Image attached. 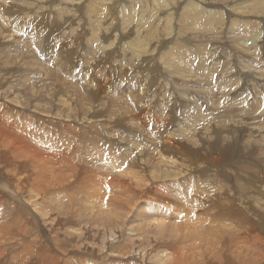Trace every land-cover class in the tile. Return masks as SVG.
Here are the masks:
<instances>
[{
	"label": "rangeland",
	"instance_id": "1",
	"mask_svg": "<svg viewBox=\"0 0 264 264\" xmlns=\"http://www.w3.org/2000/svg\"><path fill=\"white\" fill-rule=\"evenodd\" d=\"M1 2L7 7H0V98L10 101V97L19 96L13 104L18 105L26 117L19 121L21 125L32 123L36 128H45L39 129V139L44 142L37 145L43 148L44 155L36 163L25 153L15 154L13 151L6 152L8 157L10 155L6 161L1 156L6 150L0 143V264H43L47 258L46 264H264L263 1L261 5L257 0ZM19 43L26 45L16 48ZM5 48H9L12 55L16 54L10 61L1 59ZM27 48L40 55L31 62L37 64L41 60L45 68L50 66L51 73L59 81L52 76L46 83L45 76H36L35 79L33 70L14 65L19 55L24 58L30 52ZM101 66H105L101 69L105 71V78H111L112 84L108 86L115 91L119 102L128 108L113 110L109 100L100 94L91 101V106L97 110H90V115L95 114L99 121L108 119L106 111L110 109L116 119L122 120L127 115L126 122L121 123L123 127L117 124L119 130L114 134L124 132L122 139H126L133 137L126 134L130 128L142 130V135L147 138L139 139L137 135L138 142L147 145L148 153L155 160L158 159L157 150L150 148L148 136L158 142H168L164 148L171 154L175 151L182 161L190 162L195 153H204L207 158L202 164L205 167L212 169V165H216L219 170L215 171L227 175L228 179H220V183L209 187L206 192L199 189L204 196L202 205L188 207L197 211L193 214L194 222H187L184 212L177 211L176 207L177 201L184 199L186 193L193 197L191 203H199V196L193 188H179L175 195L169 189L165 192L170 205L158 203L163 222L160 224L157 217L153 219L154 216L147 213L156 203L154 200L147 201L144 197L140 200L128 184L121 194L114 186L107 190L104 185L92 189L82 180L74 183L69 162H63L64 156L55 160L51 154L57 149L69 156L60 148L68 143L67 129L73 128L75 150L72 155L91 163L97 160L91 155L95 152L91 147L97 133L92 127L88 129L95 134L84 136V130L78 132L81 126L76 120L69 123L63 119L64 110L57 101L68 96L74 99L77 111L82 104L87 108L86 98L79 99L74 92L90 89L83 86L82 75L87 81L94 75L103 79V76L96 75ZM9 81L13 82V89H9ZM29 85L39 89V93L30 95L31 89H26ZM144 98L146 102L142 101ZM7 105L8 114H13L15 109L9 110L13 105ZM145 106L148 113L142 115L141 120L136 118L135 113ZM166 111L167 114L161 113ZM117 113L124 116L119 117ZM158 113L165 119L175 118L168 129L166 123L162 126L156 122ZM42 119L46 120L44 124ZM115 124L112 121L97 128L106 131L115 128ZM21 125L19 123L18 127ZM179 129L191 135L190 140L175 144L177 140H172V133L177 131L176 134L185 136L184 132L179 133ZM165 131H171L169 138L164 136ZM215 134L218 140L213 137ZM108 136L112 138V134ZM124 144L121 142V148L112 149L111 154L121 156ZM169 147L174 148L173 151ZM132 149L135 152L137 146L133 144ZM186 149L193 153L189 154ZM217 156L219 159L213 163ZM18 164V171L23 172L21 176L17 173L18 177L30 175L29 185L26 182L19 186L12 182L17 176L12 169ZM116 164L117 169H110L121 171V164ZM124 165L123 171H126L128 164ZM78 166L81 165L78 163ZM83 166L93 168L95 164L84 163ZM193 167L188 170L197 172V168L202 169L199 163ZM207 172L208 175L204 174L205 183L213 179V175ZM35 173H40L42 179L50 177L45 180L50 183L37 187L31 180L32 177L37 179ZM52 173L66 174V180H52L51 176L55 177ZM83 175L91 177V173ZM98 176H93L89 184ZM234 176L244 183L250 179V185L246 183L251 186L250 190L242 193L241 188L237 189L238 179ZM159 187L167 188L166 184ZM257 204L260 206L256 209L262 211L255 209ZM165 223L168 228L159 231ZM239 231L246 234V237L242 234L245 240L241 236L238 239ZM239 255L244 259L238 258Z\"/></svg>",
	"mask_w": 264,
	"mask_h": 264
},
{
	"label": "bare ground",
	"instance_id": "2",
	"mask_svg": "<svg viewBox=\"0 0 264 264\" xmlns=\"http://www.w3.org/2000/svg\"><path fill=\"white\" fill-rule=\"evenodd\" d=\"M262 1L264 2V0H257V3L261 5ZM4 2V1H3ZM260 5H258L260 7ZM0 7H2L1 9H6V5H3V3L1 2L0 0ZM255 7V5H254ZM258 8V7H257ZM102 9V8H101ZM189 17H187L188 19ZM15 24V23H14ZM15 27V26H14ZM26 30V29H25ZM11 31V30H10ZM20 31V30H19ZM15 32V31H14ZM16 34V33H15ZM9 38V37H8ZM18 40V39H17ZM16 41V40H15ZM14 41V42H15ZM23 41V40H22ZM25 41V40H24ZM9 42V41H8ZM12 41V43H14ZM9 44V43H8ZM21 44V43H19ZM17 44L16 45V48H22L23 47V44L26 45V43H23L21 45ZM10 45V44H9ZM13 45V44H12ZM11 45V46H12ZM4 46V45H3ZM28 47V46H27ZM26 48V47H25ZM30 49V48H29ZM27 48V51L29 50ZM16 55V54H15ZM15 55H12L11 52H10V49L9 48H5L4 49V53H3V56H1V59L3 58L4 61H10V59L12 60L15 56ZM17 57V56H16ZM36 57H40V55L38 56L37 54L31 52V49H30V52L24 56V58L22 56L19 55V59L18 62H15V64H17L20 68L22 67H25L27 69H30L29 71L33 70V77H35V79H37L38 76H42L44 78V80L46 81L47 83V80L51 81V78H53L52 76H54L56 78V80H58L57 76L52 74L51 73V68L50 66H47V63L45 62L47 68H45V65L42 64L41 60L39 62L38 60V63L37 64H34L31 62L32 59L36 58ZM23 58V59H22ZM41 59V58H39ZM16 60V61H17ZM43 60V59H42ZM45 60V59H44ZM2 61V60H1ZM47 61V60H46ZM14 61H12L13 63ZM11 63V64H12ZM30 63V64H29ZM29 65V66H28ZM105 66H101V68H99V71H98V74L96 75H101L103 76V79H98L95 77V73H93L94 77H92V79L89 81L87 80H84V76L82 75V81H83V86H85L86 88H90V89H80V90H77L76 94H78V98L80 99L81 97H85L86 100L88 102V107L87 108H84L83 104L81 107V109L79 111H77L75 109V101L74 99L72 98H67L68 96H66L65 98L64 97H61L60 100L58 97H56V99L58 98V101H60V104L62 105L63 107V110H64V114H63V119L67 122H72L73 120H76V123H78L79 126H81L79 129H78V132H82V134L84 136H86L87 133L89 134H95L94 132L91 131V129H88L89 127H92L93 128V131H95L97 134L95 136V139L96 141L94 142V146H92L91 148V151H95V152H91V155L93 156L94 159H97L96 161H94L93 163L91 162H88V161H84L81 157L79 156H74L72 155V153H74L73 151L75 150V143L72 141V139L74 140L75 137L74 136V129L72 128L71 130L67 129V136L69 137V140H68V143H66V145H64L63 147H61L60 149L66 153L69 154V156H67L66 154L63 155L64 153L61 152L60 150H57V149H54L53 151H51V154L53 155L54 159L55 160H61L62 156H64L62 159H63V162L64 161H68L70 168H71V171L70 173H74L73 175L70 174V176L74 177V183L76 181L80 182V180H82V182H86L88 185H91V187H93L92 189H96L98 186L102 187V185L105 186V189L107 190L108 187L110 188L111 186L113 187H117L120 191L121 194L124 193V191L126 190V185L128 184V188H132L135 193H136V196L137 197H144L146 198L147 201L149 200H154L156 203L152 205L151 209L149 208L147 210V213H151V217H153V219L155 217H157L156 220H158V222L160 224H163L162 222V217L160 215V207L158 206L159 204L158 203H163L162 205H170L168 204V201L166 200V191H168V189L171 191V194L172 195H175V191H177L179 188H183V189H186V188H193L195 191H196V194L199 196V203L198 204H195V203H191L190 201L192 200V196L187 194L185 195V198L184 199H179L176 203V207L178 208L177 211L180 212V210H182L184 213H183V216L184 218L187 217V222H189L190 220L192 222H194V217H193V214L196 213L197 211H191L190 209H188V207L190 208H196V207H200L202 205V201H203V194H201L199 192V189H203L205 192L209 189V187L211 188L213 185L215 184H218L220 183V179L221 181L225 180V179H228L227 175H223L221 171H215V170H219L216 169V165H212V169L210 167V169H208V167L205 165L202 164V160H206V156L203 154H200L199 153H195L196 155L194 156L193 158V155L191 156V161H182L180 160L182 157L177 158V156L174 154L175 151H174V156L173 154H171L167 149L164 148V144L168 143L166 142L165 140L163 142H158V140L154 139V137L150 138V136H148V142H149V146L150 148H153L157 151L156 154H158V159H154L152 158V156H150L151 153H148V148H146L145 146H147L146 144L142 145V143L140 144L138 142V138L139 139H143L144 138L146 139L147 137L144 135H142V130L138 129H134V128H130L128 130V133H126L127 135H133L132 138H126V139H122V136L125 134L124 132L123 133H117V134H114L115 131H118L119 127L117 126V124H119L120 127H123L122 124H124L125 121V117L127 116H124V119L122 118L121 119H116L115 117L116 116H113L115 113L113 110H117L118 111V107L121 108V110H126V108L128 107H125L126 104H122L119 102L117 96H116V93L114 90L111 89V87H109L108 85L112 84L111 82V78H105V71H101V69L103 68L104 69ZM19 68V69H20ZM96 71V72H97ZM20 72V71H19ZM28 73V71H26ZM69 72V71H68ZM125 72V71H124ZM18 73V72H17ZM25 73V74H27ZM2 75V74H1ZM69 75V74H68ZM37 76V77H36ZM72 76V75H71ZM12 77V76H11ZM41 77V78H42ZM74 77L76 78V75H74ZM6 78V77H5ZM54 78V79H55ZM66 78V77H65ZM90 78V77H89ZM16 79V78H15ZM2 80V79H1ZM68 80V79H67ZM8 81V79H7ZM24 81V80H23ZM37 81V80H36ZM59 81V80H58ZM4 82V81H3ZM10 83L9 84V89H13L14 88V84L12 81H9ZM28 82V81H27ZM40 82V81H39ZM65 82V81H64ZM2 83V82H1ZM7 83V82H6ZM22 83V82H21ZM20 83V84H21ZM76 83V82H75ZM96 83H99V85H97ZM28 84V83H27ZM76 85V84H75ZM30 86V85H29ZM27 86L28 88L26 89H31L30 91V95L31 93L34 95L35 92L38 94L39 93V89H36L35 87H29ZM77 86V85H76ZM93 86H96L98 87V89L94 90V89H91ZM6 87V86H5ZM106 90H104V89ZM22 89V88H21ZM25 87L23 88V90H25ZM5 91V90H4ZM20 91V90H19ZM17 92V91H16ZM61 92V91H60ZM82 93V94H79V93ZM2 91H0V95H1ZM21 93V92H20ZM29 93V91H28ZM14 94V93H13ZM24 94V93H23ZM66 94V92H65ZM100 94L104 95L105 98L107 100H109V102L111 103L110 106L113 107L112 109L110 110H107L106 111V116L108 117V119H101L100 121L99 120H96V115H90V110H97V108H93L91 106V101L94 97H99ZM18 95V94H17ZM20 95V94H19ZM27 95V94H26ZM29 95V97H30ZM75 95V94H74ZM81 95V96H79ZM85 95V96H83ZM36 96V95H35ZM38 97L40 95H37ZM62 96V95H61ZM13 97V96H12ZM10 97L11 100L10 101H3V99L1 100L0 98V143L3 144L2 147L5 148L6 151L3 152V158L5 157L6 161L7 159L10 157H8L7 151H13L15 154H18V153H25L24 155L25 156H30L32 157L33 159V163H36L35 161H37L41 156L44 155V151H43V148L37 145L40 144V142H44V141H41L39 138V134L41 133L39 131L40 130H44L43 128L45 127H42V128H36L35 125H32V123H24V125H21L22 122H19L21 121L22 119L26 118L23 116V113L21 112V110H19L18 105H14L13 103L14 102H17V97ZM32 97V96H31ZM37 97V98H38ZM52 97V95H51ZM73 97V96H72ZM21 98V97H20ZM33 99V98H32ZM49 99V98H48ZM21 99H19L20 101ZM53 100V99H52ZM22 101V100H21ZM83 101V100H82ZM144 102H146V99L144 98V100H142ZM7 103L13 105V107H11L9 110L10 112L14 111V115L11 114L9 115L8 112H7V108L9 107L7 105ZM29 103V102H28ZM36 103V101H35ZM26 104V102L24 103ZM31 104V102H30ZM59 104V103H58ZM59 104V105H60ZM7 105V106H6ZM35 105V104H34ZM37 105V104H36ZM35 105V106H36ZM59 108V107H58ZM117 108V109H116ZM26 111V110H24ZM29 111V110H28ZM60 111V110H58ZM128 111V109H127ZM132 111V110H131ZM34 112V111H33ZM49 112V111H48ZM121 112V111H120ZM133 112V111H132ZM122 113V112H121ZM148 111L146 109V106L145 107H142V109L140 111H138V113L136 114L135 113V116L137 115L136 118L140 119V117H142V115L144 114H147ZM162 114H167V111L166 113H163L161 112ZM118 114V113H117ZM123 114V113H122ZM122 114H118L119 117H123ZM13 115V116H12ZM104 115V113H103ZM134 115V114H133ZM26 116V114H25ZM105 116V115H104ZM102 116V117H104ZM117 116V118H118ZM46 117V116H45ZM52 117V116H51ZM131 117V115H130ZM36 118V117H35ZM53 118V117H52ZM56 118V116H55ZM129 117H127L128 119ZM134 118V117H132ZM59 119V118H57ZM131 119V118H130ZM143 119V118H142ZM203 119V118H202ZM129 120V119H128ZM57 121V120H56ZM60 121V120H59ZM115 123V128L113 129H108L106 131H103L102 129V125L105 124H108L110 122ZM175 121V118H168V119H165L164 117H162L161 114H157L156 116V122L157 123H160L162 126L166 123V129H168L167 127L170 126L172 124V122ZM179 121V119H178ZM20 123L21 126L18 127V124ZM28 122V121H26ZM42 122L43 124L46 122L45 119H42ZM41 122V123H42ZM58 122V121H57ZM128 122V121H127ZM130 122H128L129 124ZM143 123V122H142ZM145 123V122H144ZM180 123V122H178ZM159 124V125H160ZM17 126V127H16ZM70 125H66V127H69ZM98 126H102L101 129L98 131L99 128H97ZM105 126V125H104ZM142 126V125H141ZM144 126V125H143ZM146 126H149V125H146ZM216 126V125H215ZM51 127V128H50ZM136 127V126H135ZM161 127V126H160ZM106 128V127H105ZM104 128V129H105ZM142 129V127H140ZM49 129H52L53 130V126L52 125H49ZM172 129V128H171ZM152 130V129H151ZM205 130V129H204ZM123 131V130H122ZM137 131H140L139 134H137ZM162 131V130H161ZM179 133L180 132H184L183 130H178ZM50 132V131H48ZM99 132H101V135H99ZM148 132V131H147ZM177 132V131H176ZM175 133H172L171 137H172V140L175 139L177 140V142H174L175 144H177L179 141H184L185 139H188L190 140V138L192 137L191 135H187L185 132V136H182L180 134H176ZM218 132V131H217ZM216 132V133H217ZM242 133V132H241ZM73 134V135H71ZM112 134V138L109 137L108 135H111ZM158 134V133H157ZM171 134V131L170 133L168 131H165L164 132V136L165 137H168L169 135ZM137 135H138V138H137ZM219 135V133H218ZM218 135H214L213 137L218 140ZM44 136V135H43ZM66 136V137H67ZM93 136V135H92ZM103 136V137H102ZM162 136V134H161ZM91 137V136H90ZM106 137V138H105ZM128 137V136H127ZM170 137V139H171ZM83 138V137H82ZM161 138V137H160ZM169 138V137H168ZM85 139V138H84ZM193 139V138H192ZM196 139V138H194ZM62 140V139H61ZM167 140V139H166ZM197 140V139H196ZM223 140V139H222ZM88 141V140H87ZM186 141V140H185ZM184 141V142H185ZM192 141V140H191ZM200 141V140H199ZM121 142H125L124 146L123 147V153L121 156H118V157H115L111 154V151L112 149H120L121 148ZM145 142V141H144ZM197 142V141H195ZM54 143V142H52ZM146 143V142H145ZM180 143V142H179ZM178 143V144H179ZM133 144L135 146H137V149L135 152H132L133 149H132V146ZM171 144V142L169 143V145ZM181 144V143H180ZM171 146V145H170ZM183 146V145H181ZM188 146V145H187ZM167 148V146H165ZM178 147H180V145H178ZM136 148V147H135ZM134 148V149H135ZM186 147H184L183 149H185ZM215 148V147H214ZM225 148V147H224ZM9 149V150H8ZM87 149V148H86ZM170 150L174 149V148H170ZM181 149V147H180ZM179 149V150H180ZM194 148H192L191 150H193ZM197 149V148H196ZM188 150V149H186ZM190 150V149H189ZM187 151L191 153H193L192 151ZM217 150V149H216ZM1 151V150H0ZM173 151V150H172ZM182 151V150H181ZM180 151V152H181ZM195 151V149H194ZM210 151V150H209ZM215 151V150H214ZM7 152V153H6ZM81 152V151H80ZM87 152V151H86ZM85 152V153H86ZM89 152V151H88ZM154 152V151H153ZM184 152H186L185 150H183V154ZM187 152H186V156H187ZM198 152V150H197ZM207 152V151H206ZM205 152V153H206ZM217 152V151H216ZM11 153V152H10ZM210 153V152H209ZM215 153V152H214ZM213 153V154H214ZM78 154L79 151H78ZM155 154V155H156ZM212 154V155H213ZM82 155V154H81ZM152 155V154H151ZM179 155V154H178ZM12 156V154H11ZM18 156V155H17ZM86 156V155H84ZM154 156V155H153ZM214 156V155H213ZM216 156V154H215ZM214 156V157H215ZM8 157V158H7ZM14 157V155H13ZM72 157L74 160L72 161V159L70 158ZM185 157V156H183ZM2 158V157H1ZM87 158V157H86ZM189 158V156H188ZM213 158V157H212ZM219 159V157L217 156L216 158L213 159V163L216 162L217 160ZM1 160V159H0ZM18 160V159H17ZM5 161V163H6ZM194 161V164L195 163H199L201 166H202V169L200 170L199 168H197V172H192V171H189L188 169H191V168H194L193 165H192V162ZM9 162V161H8ZM57 163L59 161H56ZM249 162V161H248ZM76 163V164H75ZM78 163L81 165L80 167L78 166ZM84 163H87V165H90V164H95V167L92 168L91 167H86V166H83ZM116 163H120L122 168L120 169L121 171L119 170H111L110 168H113V169H117L118 168V165ZM124 163H126V165L128 164L126 171H123L124 169ZM185 164V165H182ZM7 164V163H6ZM15 164V163H14ZM21 164V162H20ZM67 164V162H66ZM61 165V164H60ZM86 165V164H85ZM6 166V165H5ZM4 166V167H5ZM18 166L19 164L14 168L12 169L13 170V173H15L17 175L23 173L22 171H18ZM59 166V165H58ZM7 167V166H6ZM12 167V166H11ZM65 167V166H64ZM3 168V167H2ZM52 172H54L55 170L53 169V166L50 167ZM59 168V167H58ZM85 168V169H84ZM214 169V170H213ZM243 169V168H242ZM250 169V168H249ZM224 171V169H221ZM207 171H209L210 174H212L213 176V179L210 180L208 179L209 181V184H206L205 183V178H204V174L208 173ZM91 173V177H88L87 175H83V173ZM48 173V172H47ZM113 173H116V175H113ZM25 174V172H24ZM34 173H32L33 175ZM54 174V173H52ZM99 174V176H98ZM209 174V176H210ZM252 174V173H251ZM17 176H13V180L12 182L14 184H19V186L21 185V183H26L29 185V178L31 177L30 175H28V177H25V178H20ZM23 175V174H22ZM36 175V180L35 178H31V180L33 182L36 183L37 187L41 186V185H44V186H47L48 184L47 183H50L49 181H45V180H48L49 178L46 177L45 179H42L41 178V175L40 173H35ZM55 177H52L51 176V179L52 180H64L65 179V176L66 174L63 176L62 174H54ZM203 175V177L201 176ZM208 175V174H207ZM69 176V175H68ZM93 176L95 178V176H98L96 179H94L95 181H93L91 184L90 183V180L93 179ZM254 176V175H253ZM255 177V176H254ZM68 178V177H67ZM81 178V179H80ZM251 178V177H250ZM256 178V177H255ZM69 179V178H68ZM234 179H238L237 180V189L238 187L241 188L243 190L242 193H245L244 191L245 190H250V187L246 184V183H251L249 180L246 179V183H244L242 181V179H240L239 177H236L234 176ZM256 179H259V178H256ZM10 180V179H9ZM8 180V181H9ZM66 180V179H65ZM188 180V181H187ZM11 182V181H10ZM47 182V183H46ZM8 185H12L11 183L7 182ZM46 183V185H45ZM52 183V182H51ZM31 184H34V183H31ZM54 184V183H52ZM57 184V183H56ZM68 184V183H67ZM86 184V185H87ZM160 184L162 185H165L167 186L166 189H161L159 186ZM261 184V183H260ZM4 185V184H3ZM59 185V184H58ZM63 186V184H61ZM226 185V184H225ZM250 185V184H249ZM54 186V188H57V186L55 187V185H52V187ZM69 186V185H68ZM67 186V187H68ZM71 186H74V187H77L76 185L72 184ZM227 186V185H226ZM50 187V185H49ZM60 187V186H59ZM79 187V186H78ZM83 187V185L81 186ZM99 187V188H100ZM229 187V185H228ZM6 188V187H5ZM48 188V187H47ZM53 188V189H54ZM65 188V186H64ZM70 188V186L68 187ZM4 189V188H3ZM50 189V188H49ZM67 189V188H66ZM101 190V188H100ZM111 190V189H109ZM93 191V190H92ZM91 191V192H92ZM256 191V190H255ZM56 192V191H55ZM65 192V191H64ZM63 192V193H64ZM259 192V191H258ZM16 193H18V190H16ZM67 193V192H65ZM105 193V192H104ZM126 193V192H125ZM69 194V193H68ZM68 194L66 196H68ZM102 194V193H101ZM93 195V194H92ZM127 195V194H126ZM94 196V195H93ZM102 196V195H101ZM100 196V197H101ZM105 196V194H104ZM251 196V195H250ZM103 197V196H102ZM252 197V196H251ZM263 198V197H261ZM141 200V198H140ZM143 200V199H142ZM136 202V201H135ZM134 202V203H135ZM140 202V201H139ZM258 202V201H257ZM128 204L130 205L131 203L128 201ZM149 204V203H148ZM152 204V203H151ZM95 205V204H94ZM140 205V204H139ZM150 205V204H149ZM132 206V205H130ZM255 206V209L256 207H259L260 205H254ZM146 207V206H145ZM159 207V209L157 210V208ZM250 207V206H249ZM145 209V208H144ZM141 210V209H140ZM257 211H260L261 209L259 208L256 209ZM145 211V210H144ZM262 211V210H261ZM146 213V212H145ZM146 213V214H147ZM256 214V213H255ZM262 214V213H261ZM259 215V214H258ZM145 216V215H144ZM254 216V215H253ZM150 217V216H148ZM150 217V218H151ZM260 217V215H259ZM146 219H149V218H146ZM151 220V219H149ZM153 222V220L151 221ZM192 224V223H191ZM248 225V224H247ZM168 225H166V223L164 225H162L160 227V229L162 230H159V231H163L166 227V229L168 228L167 227ZM246 226V224H245ZM222 228V227H221ZM129 229V228H128ZM235 231V230H234ZM238 231V230H237ZM243 231V229H242ZM245 231H246V227H245ZM249 231V230H248ZM231 232V231H230ZM236 232V231H235ZM234 232V234H235ZM240 235L238 234V239H239V236H242V232L239 231ZM244 232V231H243ZM233 233V232H232ZM245 234V233H244ZM243 234V235H244ZM246 235V234H245ZM244 235V236H245ZM227 236V235H226ZM235 236V235H234ZM233 236V237H234ZM133 237V236H132ZM225 237V236H223ZM246 237V236H245ZM248 237V235H247ZM229 239V237H227ZM251 238V237H250ZM253 238V237H252ZM223 239V238H222ZM244 239V238H243ZM197 240V239H196ZM245 240V239H244ZM256 242V240H253ZM135 242V241H134ZM231 242V241H230ZM234 242L235 241V238H234ZM239 242V241H238ZM229 243V242H228ZM226 244V243H225ZM231 244V243H230ZM242 244V242H241ZM235 245V244H234ZM230 246V245H229ZM238 246V244H237ZM254 246V245H253ZM178 247V246H177ZM231 247V246H230ZM236 247V246H235ZM239 247V246H238ZM241 247V246H240ZM239 247V249H240ZM250 247V246H249ZM255 248H256V245H255ZM225 249V248H224ZM178 250V249H177ZM228 251V250H227ZM241 251V250H240ZM230 252H231V249H230ZM251 252V251H250ZM256 252V251H255ZM254 252V253H255ZM238 255V254H237ZM242 255V254H241ZM42 257V256H41ZM245 257V256H244ZM253 257V256H252ZM46 257L44 256V259ZM238 258L240 259H244L242 258L240 255L238 256ZM48 259V258H47ZM46 259V260H47ZM31 260V259H29ZM40 260H42V258H40ZM46 260H43V261H40V262H43V264L45 263L46 264ZM50 261V260H49ZM175 263V262H174ZM32 264V263H31Z\"/></svg>",
	"mask_w": 264,
	"mask_h": 264
}]
</instances>
